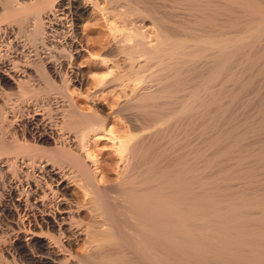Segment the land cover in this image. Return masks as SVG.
Here are the masks:
<instances>
[{"label": "bare ground", "instance_id": "1", "mask_svg": "<svg viewBox=\"0 0 264 264\" xmlns=\"http://www.w3.org/2000/svg\"><path fill=\"white\" fill-rule=\"evenodd\" d=\"M117 1L0 0V264H264V0ZM90 8L129 70L99 78L85 112L68 87L84 95ZM11 23L33 47L24 62ZM31 65L44 98L28 102ZM117 87L107 115L93 96ZM90 134L123 164L113 187Z\"/></svg>", "mask_w": 264, "mask_h": 264}, {"label": "rangeland", "instance_id": "2", "mask_svg": "<svg viewBox=\"0 0 264 264\" xmlns=\"http://www.w3.org/2000/svg\"><path fill=\"white\" fill-rule=\"evenodd\" d=\"M99 1H102V0H99ZM116 4L117 5L119 4L118 7L121 10H123L125 8V4H124L123 0H118ZM92 10L93 9L90 8L86 13L82 14L79 17L78 21L76 22L77 23L76 30L80 34L83 41L85 43L87 42L88 44H90V46H91L90 53H92L90 55L87 53H83L82 55H79L74 59V65L78 66L81 69V72L85 78L84 84L82 85V88H81L83 91V92L82 91L81 92L84 95L81 94L82 95L81 96L80 94H78V91H77V88L75 87V85L70 84L68 87V90L73 95V98H75V100L77 101L79 108L85 112L91 111L90 98L88 99V97L92 96L94 87H96V85L99 83V81H98L99 78H101L103 76L110 77L111 74L112 75L125 74L126 71L129 70V65H128V61H127L125 54L122 55L121 52H117V51H114V55H112V54L109 55V54L103 53L102 50H104L105 48H107L111 44L112 34L108 28V25L106 24L107 21H105V18L101 14V12H96V11H94V10L92 11ZM3 22L4 21L0 22V25H3V24L7 25V26L9 25V24H7L8 22H4V23ZM116 24L118 25V22H116ZM10 26H11L12 31H13L12 36H11L12 39H13V37L15 39L19 37L18 40L20 42H19V47H18L17 52H18L19 56L22 57V58H20V61L24 62V60H26V58H28L27 54H32L33 47H32V45H30V43L28 41L27 34L23 33L16 23H14V24L11 23ZM1 39H3V38L0 37V40ZM3 41L5 42V39H3ZM4 42H3V44H4ZM39 49L42 52L48 51L47 49H44L42 47H39ZM41 54L43 55V53H41ZM23 55H25V57ZM102 56H105V59L107 58L106 61L108 63H106V65H105V63L102 62ZM111 58H113V60L115 62L110 61ZM34 67L35 66H33V65H31L29 67V71L31 73V75H30L31 81L29 80L28 84H30L29 85L30 88L33 90H36V92L34 91L35 93L26 94L27 98H26V95L24 96V100H27L28 102H33V101H36V99L40 100V99L44 98V91H42L41 88H43L45 84H44L43 79L40 77V75H37L39 73L37 72L36 68H34ZM152 67L153 66L146 67V69L143 71V73H147L149 70H151ZM111 69H113L112 70L113 72L111 71ZM110 71H111V73H110ZM32 72H33V74H32ZM123 81H124V83L127 84V86L131 87V88H128L129 91L132 90L133 88L137 87V84H139V82H136L137 80H134V79H130V80L125 79ZM123 81H122V84H124ZM18 89L19 88L14 87L12 89L7 90V92H8L7 96H9L8 100L11 99V100H9V102L12 101L13 103H15V102L19 103L20 100H19V96H18L19 95ZM116 89L113 90V92L104 91L103 93H100L96 96H93V100H95V102L101 103V104L106 106L105 109L104 108H102V109H103V111H105V114L107 113V115L110 114V112H112L111 111L112 107L116 106V104H117L116 101L120 102V101H123V99H125V96L122 95L124 93L122 91V89L120 87H117ZM260 90L261 91H259L258 95L256 96L257 98L255 100L258 104H260L264 99V88L260 89ZM9 92H10V95H9ZM86 95H89V96H86ZM10 96H12V98ZM51 96L54 100L61 99L60 95H58L57 93L52 94ZM15 98L17 99V101H15L16 100ZM257 103H255L256 106H258ZM107 104H109V105H107ZM109 124H110V127H112L113 130H116L118 133H121V134L126 133L125 123H124V120L122 119V117H120V115H117V116L113 115L112 117H110ZM196 131L193 133L194 134L193 136H195V143L199 145V142L201 140L198 141V138H201V137L198 135V133H200L201 131H199L198 129H196ZM190 136H192V135L190 134ZM88 139H89L88 148L90 150L91 155H93L100 163H102L103 165L108 167L107 174L105 176V179L101 182V185H103L105 187H113L118 182L116 171H119V169L123 167L122 162L119 160V158L116 154L115 146H113L110 139L104 138L101 135L96 137V136L90 134ZM77 191L78 190H76L75 193H77ZM81 194L82 193L79 192L78 196L80 198H83V196H81ZM2 225H3V223L0 224V226H2Z\"/></svg>", "mask_w": 264, "mask_h": 264}]
</instances>
